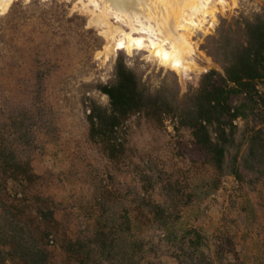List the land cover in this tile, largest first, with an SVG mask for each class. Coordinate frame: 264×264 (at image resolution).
Returning a JSON list of instances; mask_svg holds the SVG:
<instances>
[{
    "label": "rangeland",
    "instance_id": "rangeland-1",
    "mask_svg": "<svg viewBox=\"0 0 264 264\" xmlns=\"http://www.w3.org/2000/svg\"><path fill=\"white\" fill-rule=\"evenodd\" d=\"M217 1L210 0L215 9L220 6ZM222 1L227 9L214 12L211 30L195 31L191 36L195 47L192 67L183 75L158 65L144 50L108 51L103 34L107 28L92 23L94 15L103 9L111 24L126 30L128 26L106 9L103 0H96L97 6L89 0H13L0 12V106L5 99L24 101L31 96L35 80H41L55 112L56 134L44 139L32 155L38 178L32 183L9 182L7 195L40 225V237L51 262L74 264L62 248L66 239L92 236L98 221L109 224L126 214L134 234L149 248L145 260L192 264L142 201H163V184L170 182L186 200L178 207V236L194 228L206 237L211 249L216 236H229L241 264H264L263 186L253 182L244 169L239 180L228 171L219 174L194 144L188 127L179 126L171 115L152 118L143 112L133 113L120 130L125 149L116 159L88 134V108L93 102L108 105L99 87L113 81L117 58H122L151 90H160L180 105L197 93L202 74L210 69L220 71L201 47L206 37L215 34L222 18L252 17L264 3ZM235 122L239 134L250 127L264 131V115L257 109ZM143 172L161 185L151 188L142 182ZM41 198L54 202L56 223L38 219ZM5 264L22 263L8 257Z\"/></svg>",
    "mask_w": 264,
    "mask_h": 264
},
{
    "label": "trees",
    "instance_id": "trees-1",
    "mask_svg": "<svg viewBox=\"0 0 264 264\" xmlns=\"http://www.w3.org/2000/svg\"><path fill=\"white\" fill-rule=\"evenodd\" d=\"M201 47L221 70L210 69L202 74L199 90L185 105L160 90H151L122 58H117L113 81L99 87L108 105L93 102L88 108L89 137L100 141L108 156L116 159L125 149L119 134L129 115H171L179 126L191 130L194 144L219 174L228 171L239 180L244 169L253 182L264 188V131L250 127L239 134L235 122L255 109L264 115V3L252 17L222 18L215 34L207 36ZM32 87L31 96L24 101L5 99L0 106V264H5L8 257L22 264H60L51 262L40 237V225L32 222L20 203L7 198L9 182L32 183L38 178L32 155L44 139L57 132L45 83L35 80ZM234 98L240 100L234 102ZM141 179L151 188L161 185L145 172ZM163 189V201H142L170 241H178L184 257L192 264H241L229 236H216L212 249L206 237L194 228L178 236V207L186 200L170 182L163 184ZM41 202L44 207L36 209L38 219L56 223L54 202L49 198H41ZM62 248L73 257L74 264H152L145 260L149 251L146 242L134 234L126 214L109 224L98 221L92 236L66 239Z\"/></svg>",
    "mask_w": 264,
    "mask_h": 264
},
{
    "label": "bare ground",
    "instance_id": "bare-ground-1",
    "mask_svg": "<svg viewBox=\"0 0 264 264\" xmlns=\"http://www.w3.org/2000/svg\"><path fill=\"white\" fill-rule=\"evenodd\" d=\"M12 1L0 0V12H5ZM89 2L97 6L96 0ZM103 2L117 20L124 19L128 26L126 30L111 24L107 21L103 9L94 15L92 23L103 24L107 28L103 30V34L108 39L106 45L108 51L125 49L127 53H131L134 50H144L147 57L155 60L158 65L174 70L180 75L187 73L192 67L191 58L195 47L191 36L195 31L209 32L213 27L214 12L218 8L227 9L222 0L217 1L220 5L217 9L210 5V0H103ZM158 2H161V5ZM103 52L105 54V51Z\"/></svg>",
    "mask_w": 264,
    "mask_h": 264
}]
</instances>
